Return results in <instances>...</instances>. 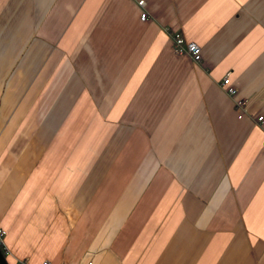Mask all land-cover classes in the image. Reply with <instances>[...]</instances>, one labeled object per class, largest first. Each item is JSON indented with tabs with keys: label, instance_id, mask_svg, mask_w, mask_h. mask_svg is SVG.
I'll return each instance as SVG.
<instances>
[{
	"label": "crops",
	"instance_id": "obj_1",
	"mask_svg": "<svg viewBox=\"0 0 264 264\" xmlns=\"http://www.w3.org/2000/svg\"><path fill=\"white\" fill-rule=\"evenodd\" d=\"M260 116L264 0H0L9 264H264Z\"/></svg>",
	"mask_w": 264,
	"mask_h": 264
},
{
	"label": "built area",
	"instance_id": "obj_2",
	"mask_svg": "<svg viewBox=\"0 0 264 264\" xmlns=\"http://www.w3.org/2000/svg\"><path fill=\"white\" fill-rule=\"evenodd\" d=\"M140 6H145V0H138ZM148 18V12L143 11L141 13V19L146 20ZM172 38L174 51L178 54H188L192 59L197 62H202V46L196 41L188 40L181 32H170ZM222 88L233 96L236 104L239 117H243L247 112L248 100L245 97L238 95L237 87L233 85L230 81L229 75H226L221 81ZM264 120V116L258 117V122L261 123ZM262 149L264 150V140L262 142ZM6 230L0 227V244L4 246V237L6 235ZM20 264H28L25 260L21 261ZM43 264H49V261H45ZM91 264V263H89Z\"/></svg>",
	"mask_w": 264,
	"mask_h": 264
},
{
	"label": "water",
	"instance_id": "obj_3",
	"mask_svg": "<svg viewBox=\"0 0 264 264\" xmlns=\"http://www.w3.org/2000/svg\"><path fill=\"white\" fill-rule=\"evenodd\" d=\"M0 264H9L6 255L2 251L1 245H0Z\"/></svg>",
	"mask_w": 264,
	"mask_h": 264
},
{
	"label": "trees",
	"instance_id": "obj_4",
	"mask_svg": "<svg viewBox=\"0 0 264 264\" xmlns=\"http://www.w3.org/2000/svg\"><path fill=\"white\" fill-rule=\"evenodd\" d=\"M1 245V244H0ZM1 247H2V251L4 252V254L6 255V249H5V247L3 246V245H1Z\"/></svg>",
	"mask_w": 264,
	"mask_h": 264
}]
</instances>
